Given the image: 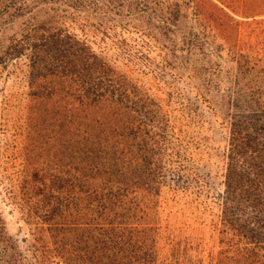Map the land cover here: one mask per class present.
<instances>
[{
	"label": "trees",
	"instance_id": "obj_1",
	"mask_svg": "<svg viewBox=\"0 0 264 264\" xmlns=\"http://www.w3.org/2000/svg\"><path fill=\"white\" fill-rule=\"evenodd\" d=\"M260 16L264 0H0V64L25 57L62 122L60 164L30 139L0 173V264H264ZM145 75L186 82L224 126L222 190Z\"/></svg>",
	"mask_w": 264,
	"mask_h": 264
},
{
	"label": "rangeland",
	"instance_id": "obj_2",
	"mask_svg": "<svg viewBox=\"0 0 264 264\" xmlns=\"http://www.w3.org/2000/svg\"><path fill=\"white\" fill-rule=\"evenodd\" d=\"M11 32L9 30L8 33ZM97 46H101L99 42H96L95 47ZM108 54L112 59L119 58L113 50ZM142 80L146 85L152 86V90L169 111L175 130L187 141L190 140L191 151L201 159V170L211 173L210 178L214 179L215 188L222 190L224 126L219 120H215L206 103L196 101L186 82L177 83L178 94L175 91L167 94L170 89H166L156 78H147L145 75ZM32 92L25 57L7 65L0 64V173L13 175L16 174L14 171L22 168L24 148L30 139L33 140L30 144H34L39 150L37 157L32 156L34 161L44 166L60 164L62 147L58 134L62 130L61 103L57 104V108H50L49 114L44 113L36 108L37 100L29 95ZM47 138L48 145H45L43 142ZM3 211L10 234L25 248L29 227L11 205L3 203Z\"/></svg>",
	"mask_w": 264,
	"mask_h": 264
}]
</instances>
